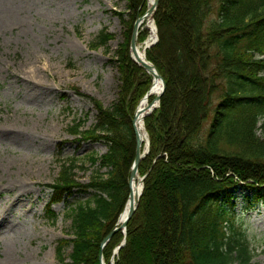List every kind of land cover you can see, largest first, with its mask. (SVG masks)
Returning <instances> with one entry per match:
<instances>
[{
	"label": "trees",
	"instance_id": "16d2710c",
	"mask_svg": "<svg viewBox=\"0 0 264 264\" xmlns=\"http://www.w3.org/2000/svg\"><path fill=\"white\" fill-rule=\"evenodd\" d=\"M172 2L160 0L155 13L159 40L146 52L165 80V91L160 107L145 117L150 152L138 170L147 175L143 194L126 234L119 230L102 249L105 264L112 259L130 264L134 244L147 264H256L255 249L237 225L230 198L235 197L232 188L241 184L252 189V202L264 198V0H189L192 19L184 30L189 72L172 69L163 45L176 5L185 6ZM111 38L103 31L92 46L106 45ZM140 69L132 91L135 101L153 81ZM99 108L92 128L77 122L70 129L76 136L109 144L100 157L108 173L82 184L75 179L76 160L64 161L49 185L52 204L77 191L94 192L68 213L72 237L62 241L58 252L62 260L64 247L71 246V264H100L102 241L130 192L124 150L135 139L133 126L123 123L119 105ZM141 226L148 233L143 242L138 240ZM124 238L126 244L115 255Z\"/></svg>",
	"mask_w": 264,
	"mask_h": 264
},
{
	"label": "rangeland",
	"instance_id": "374dc122",
	"mask_svg": "<svg viewBox=\"0 0 264 264\" xmlns=\"http://www.w3.org/2000/svg\"><path fill=\"white\" fill-rule=\"evenodd\" d=\"M171 1L185 6L176 5L166 29V57L175 72H189L184 66L190 63L184 30L192 19L186 7L191 4ZM147 9L148 0L1 1L0 17L5 20L0 30V264H71V246L64 247L62 260L58 252L62 241L72 237L68 213L94 192L77 191L52 204L49 185L55 183L64 161L76 160L75 179L82 184L108 173L100 157L109 144L76 136L70 127L79 122L83 129L92 128L99 120V107L115 105L122 109L123 123L133 126L141 100L139 95L133 100L132 91L141 67L132 59L130 41L137 18ZM153 21L157 26L155 14ZM103 31L112 38L106 45L92 46ZM139 32L138 44L143 47L150 33L146 23ZM157 35L159 40L158 27ZM127 145L124 175L129 187L135 139ZM232 190L230 206L237 225L255 249L254 262L264 264V198L252 202L253 192L246 184ZM145 229L141 226L140 242L147 238ZM135 248L132 245L130 264H147Z\"/></svg>",
	"mask_w": 264,
	"mask_h": 264
},
{
	"label": "water",
	"instance_id": "95a60500",
	"mask_svg": "<svg viewBox=\"0 0 264 264\" xmlns=\"http://www.w3.org/2000/svg\"><path fill=\"white\" fill-rule=\"evenodd\" d=\"M160 0H155L154 4L152 7H148V9L146 10V12L139 16L134 24L133 27V33H132V37H131V41H130V47L132 49V51H134V53L136 54V58H134L133 60L135 61V63H137L141 68H143L144 70H146L148 73L153 75V79H157L160 80L162 82V89L161 92L158 96H156L153 101L150 103L146 113L144 114L143 117V125L145 128V132L146 135L148 137V141H147V145H145V148L143 149V144H142V133L136 128V113H137V109L135 112V116L134 119L132 121L133 123V129H134V135H135V141H136V150H135V158L131 167V173H130V179H129V186L131 184V181L133 178H135L137 175H139V166L141 161L146 157V155L150 152V137L148 134V131L146 129L145 126V117L150 114L154 109L157 108V103L160 102L161 97L165 91V80L162 76V74L160 73V71L158 70V68L156 67V65L151 62L150 60L147 59L146 57V49L150 48L151 46H153L158 40V35H157V26H155L156 28V39L152 42V44L148 45L145 49H144V54H145V59H141L138 55V50H137V41H138V36H139V29L141 26V20H143L144 18L150 16L152 19L154 18V14L156 13V10L158 8ZM133 58V57H132ZM153 80V82H154ZM153 88L154 86H151V88L148 90V92L145 95V98H149L152 96L153 94ZM138 108V107H137ZM147 175L140 177V183H141V193L137 196L136 199L133 198L132 192L130 191L129 193V198L131 199L130 201V207L127 213V216L125 218V220L123 221L122 224H118V222L114 225L113 229L106 235V237L103 239L102 244H101V252H100V264H103V253H102V249L107 245V243L111 240V238L113 237V235L119 231V230H126L127 225L129 220L131 219V217L133 216V214L135 213L138 205H139V201L140 198L143 194V190H144V180L146 178ZM126 243V239H124V241L117 247L115 253L117 254L119 249L124 246Z\"/></svg>",
	"mask_w": 264,
	"mask_h": 264
},
{
	"label": "bare ground",
	"instance_id": "6f19581e",
	"mask_svg": "<svg viewBox=\"0 0 264 264\" xmlns=\"http://www.w3.org/2000/svg\"><path fill=\"white\" fill-rule=\"evenodd\" d=\"M1 1H0V5H1ZM154 1L155 0H148V7H152L154 4ZM0 14L4 15V11H1ZM2 17H3V21L0 17V30H2L4 28V20L5 19H4V16H2ZM145 23H146L147 27L149 28L150 33H149L147 39L143 42L144 43L143 47H140L139 44L137 43L138 55L142 60L145 59L144 49L148 45L152 44V42L156 39V28H155V23H154L153 19L150 16L144 18L143 20H141V26L140 27H142ZM116 43H117V41H116ZM130 53L133 57L132 59L136 58V54L134 53V51H132V49H131ZM152 86H154L152 96H158L161 92V89H162V82L160 80L155 79L154 82H152ZM149 105H150V99L143 97V99L140 101V103L138 105L137 113H136V116H137L136 128L142 133V144L143 145L144 144L147 145V141H148V137L146 135L145 128L143 125V117H144V114L146 113ZM139 179L140 178L137 175L135 178L132 179L131 184L129 186L130 191L132 192L134 199L137 198V196L141 193V190H142L141 183H140ZM130 201H131V199L128 198L126 203H125L123 210L119 214L118 221H117L118 224H122L123 221L125 220L127 213H128V210H129V207H130ZM103 264H105V263H103Z\"/></svg>",
	"mask_w": 264,
	"mask_h": 264
}]
</instances>
